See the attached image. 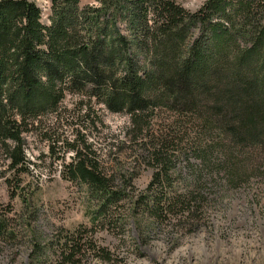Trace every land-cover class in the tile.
<instances>
[{"label": "trees", "instance_id": "trees-1", "mask_svg": "<svg viewBox=\"0 0 264 264\" xmlns=\"http://www.w3.org/2000/svg\"><path fill=\"white\" fill-rule=\"evenodd\" d=\"M95 1L80 7V0H50L47 23L35 0H0V146L12 169L25 170L29 162L22 136L29 123L57 110L69 92L126 111L134 131L149 126L147 113L165 106L208 111L200 115L203 125L215 121L238 144H264V0H205L195 12L179 0ZM141 52L145 61L136 57ZM78 140L70 144L75 155L64 164L66 177L106 199L95 216H109L105 206L120 192L100 170L92 145ZM163 154L152 151L153 177L140 198L159 217L186 212L195 201L189 191L167 189ZM76 234L60 245L66 262L83 248Z\"/></svg>", "mask_w": 264, "mask_h": 264}, {"label": "rangeland", "instance_id": "rangeland-1", "mask_svg": "<svg viewBox=\"0 0 264 264\" xmlns=\"http://www.w3.org/2000/svg\"><path fill=\"white\" fill-rule=\"evenodd\" d=\"M35 1L50 23V0ZM179 1L194 12L205 2ZM94 3L80 0V7ZM198 34L197 28L192 41ZM202 112L158 106L138 132L126 111L112 112L86 92L66 93L57 110L22 134L25 170L12 169L0 146V264H264V144L234 142L215 121L203 125L200 115L209 113ZM77 139L92 145L100 170L120 192L105 206L109 216H95L106 199L66 177ZM156 149L168 166L167 189L195 198L186 212L159 217L141 202ZM78 231L83 248L66 262L60 245Z\"/></svg>", "mask_w": 264, "mask_h": 264}]
</instances>
